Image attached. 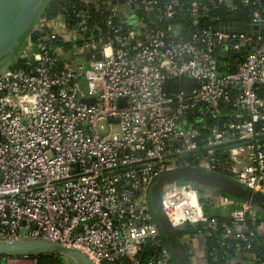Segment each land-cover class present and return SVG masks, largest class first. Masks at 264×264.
<instances>
[{
  "label": "built area",
  "instance_id": "built-area-1",
  "mask_svg": "<svg viewBox=\"0 0 264 264\" xmlns=\"http://www.w3.org/2000/svg\"><path fill=\"white\" fill-rule=\"evenodd\" d=\"M81 3L44 11L46 35L0 73V239L49 238L96 264H172L147 200L157 173L198 166L264 194V0ZM162 203L196 231L181 238L198 263L197 235L208 264H264L253 249L264 211L188 182L166 184Z\"/></svg>",
  "mask_w": 264,
  "mask_h": 264
},
{
  "label": "water",
  "instance_id": "water-1",
  "mask_svg": "<svg viewBox=\"0 0 264 264\" xmlns=\"http://www.w3.org/2000/svg\"><path fill=\"white\" fill-rule=\"evenodd\" d=\"M51 1L0 0V73L22 54L20 45L26 42L35 31L40 16ZM238 28L245 31L247 22H241ZM77 57L79 61H88L91 58V52L87 50ZM96 58H100L99 53L96 54ZM235 71L236 66H233L232 72ZM87 101L93 102L94 99ZM120 102L125 103V98H122ZM172 182L192 183L200 192H206L210 196H220L236 203H247L255 210L264 211V194L230 175L198 166H182L157 173L148 186L147 200L152 219L157 225L172 264H194V253L180 237V231L171 224L163 209L162 193L165 185ZM57 253L68 257L75 264H96L83 250L49 238L0 239V255L38 256Z\"/></svg>",
  "mask_w": 264,
  "mask_h": 264
},
{
  "label": "trees",
  "instance_id": "trees-1",
  "mask_svg": "<svg viewBox=\"0 0 264 264\" xmlns=\"http://www.w3.org/2000/svg\"><path fill=\"white\" fill-rule=\"evenodd\" d=\"M72 3H75L79 6H81V0H52L49 5L46 6L45 8V12H46V16L48 18H54L56 16H58V14L60 13V11L62 10V8L64 6H68ZM91 12L94 18L100 20L103 18L102 15H100V12L98 9L95 8L94 5H92L91 7ZM72 21H74V19H72ZM46 30L43 29H39L37 31H35L32 36L31 39L33 41L38 40L39 38H42V36L44 37L46 35ZM52 44V46H61L64 47L66 50H68V45L63 42L62 40L60 41H52L50 42ZM21 61V60H20ZM62 61V59H61ZM14 65H21V63L16 62ZM205 210L207 213H209V207L205 206ZM214 216H216L218 218L219 221H222L225 219V215H223L222 212H217L216 214H214ZM250 223L252 222V218H249ZM252 225V224H251ZM252 227V226H251ZM194 230L190 231V230H181L179 232L180 236H183L186 233H192L194 234ZM217 237H211L210 241H209V245H210V249L209 250H213L215 247H217L218 251L220 250V252L222 251V247H221V242H218ZM262 240L263 237L256 233V237H255V244H254V251H257L258 253H261L264 256V246L262 245ZM37 257V264H67L66 263V258L62 255V254H42V255H38ZM258 264V263H256Z\"/></svg>",
  "mask_w": 264,
  "mask_h": 264
},
{
  "label": "rangeland",
  "instance_id": "rangeland-1",
  "mask_svg": "<svg viewBox=\"0 0 264 264\" xmlns=\"http://www.w3.org/2000/svg\"><path fill=\"white\" fill-rule=\"evenodd\" d=\"M20 50L23 51V53L30 52V47L27 44V42H23L20 45ZM105 129L108 130V126H106ZM224 202H226V200H224ZM220 211H221V208L219 209L218 206L214 205V206H211V209L209 208V213L208 214L212 216V215H214V214H216L217 212H220ZM262 228H263V231H264V225H262ZM193 240L196 241V245H195V247L197 248L196 254H197V257H198L200 263H198V260L196 258H194V262L197 263V264H208L207 254L203 250L204 238L197 235V237L193 238ZM65 258H66V263L67 264H75L68 257H65Z\"/></svg>",
  "mask_w": 264,
  "mask_h": 264
},
{
  "label": "flooded vegetation",
  "instance_id": "flooded-vegetation-1",
  "mask_svg": "<svg viewBox=\"0 0 264 264\" xmlns=\"http://www.w3.org/2000/svg\"><path fill=\"white\" fill-rule=\"evenodd\" d=\"M181 237V236H180Z\"/></svg>",
  "mask_w": 264,
  "mask_h": 264
}]
</instances>
